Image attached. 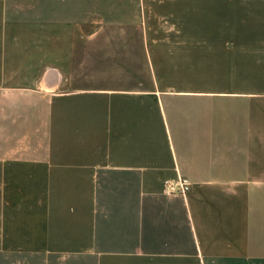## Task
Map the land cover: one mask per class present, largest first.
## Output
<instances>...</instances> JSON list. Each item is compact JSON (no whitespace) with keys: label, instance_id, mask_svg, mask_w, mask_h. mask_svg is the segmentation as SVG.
<instances>
[{"label":"crops","instance_id":"0c3cea01","mask_svg":"<svg viewBox=\"0 0 264 264\" xmlns=\"http://www.w3.org/2000/svg\"><path fill=\"white\" fill-rule=\"evenodd\" d=\"M253 1L0 0V264H264Z\"/></svg>","mask_w":264,"mask_h":264},{"label":"built area","instance_id":"2783aa9c","mask_svg":"<svg viewBox=\"0 0 264 264\" xmlns=\"http://www.w3.org/2000/svg\"><path fill=\"white\" fill-rule=\"evenodd\" d=\"M191 189V184L187 180L180 179L177 183H168L166 191L168 194L180 193L186 195Z\"/></svg>","mask_w":264,"mask_h":264},{"label":"rangeland","instance_id":"374dc122","mask_svg":"<svg viewBox=\"0 0 264 264\" xmlns=\"http://www.w3.org/2000/svg\"><path fill=\"white\" fill-rule=\"evenodd\" d=\"M245 1H251V0H245ZM252 1H253V0H252ZM255 1H256V0H254L253 2H255ZM249 4H250V3H249ZM168 183L170 184V183H172V182H168ZM168 183H165V184H164V186H165V192H166V193H167V191H166V187H167Z\"/></svg>","mask_w":264,"mask_h":264}]
</instances>
